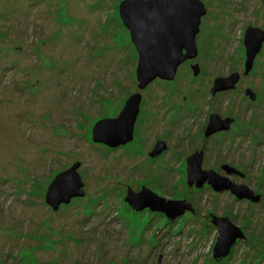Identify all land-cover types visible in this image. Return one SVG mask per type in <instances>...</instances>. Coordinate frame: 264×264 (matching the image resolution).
I'll return each mask as SVG.
<instances>
[{
  "label": "rangeland",
  "instance_id": "374dc122",
  "mask_svg": "<svg viewBox=\"0 0 264 264\" xmlns=\"http://www.w3.org/2000/svg\"><path fill=\"white\" fill-rule=\"evenodd\" d=\"M122 1L0 0V264H264V41L245 75L246 31L264 32V0H201L196 59L174 80L142 89ZM236 74L234 89L211 92ZM136 93L133 140L95 142L96 124L118 117ZM213 114L232 124L206 136ZM196 153L203 170L261 200H239L207 181L188 185ZM77 162L85 194L55 211L49 186ZM147 188L193 209L171 219L149 206L135 212L126 198ZM213 216L244 232L219 261Z\"/></svg>",
  "mask_w": 264,
  "mask_h": 264
},
{
  "label": "water",
  "instance_id": "95a60500",
  "mask_svg": "<svg viewBox=\"0 0 264 264\" xmlns=\"http://www.w3.org/2000/svg\"><path fill=\"white\" fill-rule=\"evenodd\" d=\"M206 14V7L201 0H127L121 2L119 15H121L123 24L130 30L139 56L136 72L140 89L145 88L156 78L173 80L178 67L188 58H195L198 55L196 38L200 31L201 19ZM246 32L245 74L253 69L254 61L264 41V32L261 29L250 28ZM193 69L195 74L199 73L198 65H194ZM238 80L237 74L233 77L217 79L212 92L233 89ZM141 101L140 93L133 94L118 117L99 121L93 129L94 141L103 142L109 147L122 146V144L131 142ZM231 122L230 118L221 119L220 122V117L213 114L206 134L210 135L214 131L229 128ZM164 147V143H159L151 155L157 156ZM202 158V153H196L188 158V185L193 186L195 182L198 187H202L207 181L215 191L230 190L239 200L247 199L253 202L261 200V196L256 195L248 186L234 183L228 176H223L218 172L203 170ZM78 166L77 162L72 168L57 174L54 182L49 186L46 202L55 211L62 203L70 202L71 198L85 194ZM223 169L228 174L239 173L229 165L223 166ZM142 197H149L152 200L140 206L138 200ZM126 199L135 212L149 206L152 211H164L169 219L182 216L186 210L193 209L190 203H185L183 200L168 201L148 188L139 193L130 190ZM174 206L178 209H173ZM213 218V223L220 230L218 243L214 248V256L219 261L230 254L238 239L244 236V232L227 217L213 216Z\"/></svg>",
  "mask_w": 264,
  "mask_h": 264
},
{
  "label": "flooded vegetation",
  "instance_id": "af4514ba",
  "mask_svg": "<svg viewBox=\"0 0 264 264\" xmlns=\"http://www.w3.org/2000/svg\"><path fill=\"white\" fill-rule=\"evenodd\" d=\"M185 53V52H184ZM197 57V56H196ZM196 57L195 58H188L186 61H184L179 67H181L182 65H184V64H186L187 63V61H193L194 59H196ZM192 66H194V65H192ZM178 67V68H179ZM178 70V69H177ZM178 73V72H177ZM250 73V72H249ZM249 73H247V74H249ZM194 75L195 76H198V75H200V69H199V73L198 74H195V71H194ZM246 75V74H245ZM176 78V77H175ZM174 78V79H175ZM173 79V80H174ZM238 79H239V77H238ZM161 80H163V79H161ZM163 81H172V80H168V79H165V80H163ZM240 82V79L237 81V83H239ZM236 83V84H237ZM236 84H235V86H236ZM215 85V84H214ZM213 88V87H212ZM235 88V87H234ZM233 88V89H234ZM249 89V88H248ZM228 89H223V90H218L216 93H213L212 92V90H211V92L213 93V94H217V93H223V92H226ZM246 93L249 95V97L253 100V101H256L257 100V95H256V93L255 92H253V91H250V92H248V90L246 89ZM142 102V101H141ZM141 104V103H140ZM141 108V107H140ZM223 120V119H222ZM137 122V121H136ZM220 122H221V119H220ZM136 124V123H135ZM230 124H232V123H230ZM229 124V125H230ZM222 125H225V124H223L222 123ZM230 127L231 126H229V128H224V129H221V130H219V131H225L226 129H230ZM209 128V127H208ZM207 131V130H206ZM215 132H218V131H214V133ZM214 133H212V134H214ZM205 134H206V132H205ZM212 134H210V135H212ZM210 135H207L206 134V136H210ZM220 174V173H219ZM205 183V182H204ZM208 183V182H207ZM209 184V183H208ZM211 185V184H210ZM212 186V185H211Z\"/></svg>",
  "mask_w": 264,
  "mask_h": 264
}]
</instances>
